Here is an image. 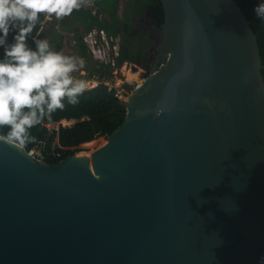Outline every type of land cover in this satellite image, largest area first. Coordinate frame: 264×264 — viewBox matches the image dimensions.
Returning a JSON list of instances; mask_svg holds the SVG:
<instances>
[{"label": "water", "instance_id": "obj_1", "mask_svg": "<svg viewBox=\"0 0 264 264\" xmlns=\"http://www.w3.org/2000/svg\"><path fill=\"white\" fill-rule=\"evenodd\" d=\"M158 1L155 62L103 146L46 165L0 136V264H264L256 36L234 0Z\"/></svg>", "mask_w": 264, "mask_h": 264}, {"label": "trees", "instance_id": "obj_2", "mask_svg": "<svg viewBox=\"0 0 264 264\" xmlns=\"http://www.w3.org/2000/svg\"><path fill=\"white\" fill-rule=\"evenodd\" d=\"M48 1V0H47ZM45 0H0V136L21 145L26 152L43 144L46 156L54 146L55 138L62 148L60 159L46 157V165H54L76 154L79 146L95 145L96 139L105 138L115 131L125 117L124 102L113 89L103 83L97 87L78 91L70 78L56 69L48 53L41 47L45 38V12L41 5ZM122 16L118 17L119 0H96L99 13H105L109 21H101L99 13L89 10L68 9L86 34L92 29L103 30L108 37L118 38L117 67L135 60H146L148 44L140 34L134 37L130 27L137 17L150 10V17L159 30L163 21L158 0H125ZM240 7L257 39L259 55L264 67V1L234 0ZM77 35L75 43L79 57L87 67L91 57ZM140 41L141 47H137ZM142 41V42H141ZM56 51L62 48V38L55 40ZM61 65L60 59L58 60ZM98 79H109L111 66L98 64ZM130 69H126L125 76ZM264 82V69L261 70ZM73 121L70 126L67 124ZM59 124L58 132H49L43 124Z\"/></svg>", "mask_w": 264, "mask_h": 264}, {"label": "rangeland", "instance_id": "obj_3", "mask_svg": "<svg viewBox=\"0 0 264 264\" xmlns=\"http://www.w3.org/2000/svg\"><path fill=\"white\" fill-rule=\"evenodd\" d=\"M47 1V0H45ZM96 0H48L41 5V9L46 13H49V20H44V35L45 38L41 43V47L48 57L60 67V69L67 71L69 69V78L74 89L78 91L91 89L90 87H97L99 83H103L109 89H113L119 100L125 102L127 97L132 93L136 84L141 82L145 78V73H150L149 64L147 68L144 66L135 63L127 62L123 63L119 67H112L109 79H98V64L91 56V63L87 67H81L84 62L79 57L77 51V45L75 39L77 35H85L84 25L80 24V21L66 14L68 9H78V10H89L92 13H99V9L95 5ZM126 1L119 0L118 2V17L122 16ZM99 19L101 21H109L108 15L105 13H99ZM62 38V48L60 51H56L55 40L58 36ZM61 65L59 64V60ZM130 69L133 73H139L134 81H127L128 78L125 76L126 69ZM74 122L70 121L67 126L72 125ZM61 126L64 124L60 123ZM96 143L94 146L89 145L87 147L79 146L76 152L78 156H85L86 154L91 155L95 150L100 148L106 142L105 138H98L95 140ZM91 153V154H90Z\"/></svg>", "mask_w": 264, "mask_h": 264}, {"label": "built area", "instance_id": "obj_4", "mask_svg": "<svg viewBox=\"0 0 264 264\" xmlns=\"http://www.w3.org/2000/svg\"><path fill=\"white\" fill-rule=\"evenodd\" d=\"M46 13H47V16H46L45 20L50 21L49 20V13L48 12H46ZM82 42L86 48L87 53L97 63L110 65L113 68L116 67L113 59L115 57H117V55H118V44H119L118 38L108 37L104 33V31L92 29L89 32H87L85 35H83ZM50 60L52 61V59H50ZM56 69L59 73L66 74L67 76H69L68 72H70V71H68L69 70L68 68H67V71H64V70L60 69V67L56 66ZM147 75H145V77ZM143 80L141 82L137 83L136 87H134V89L137 88L139 85H141ZM59 124L60 123H46V124H43V126L49 132L54 131L57 133L58 128H59ZM53 145L54 146L51 148V151L48 154H46V156H45L41 151V149L43 148V144H39V146H37L35 149L32 150V157L34 159H36L38 162L44 163L46 157L50 158L51 160H56V159H60L63 156L62 153L57 152L56 149H59L61 151L68 150L66 148H62L58 144L56 138H55V142Z\"/></svg>", "mask_w": 264, "mask_h": 264}, {"label": "flooded vegetation", "instance_id": "obj_5", "mask_svg": "<svg viewBox=\"0 0 264 264\" xmlns=\"http://www.w3.org/2000/svg\"><path fill=\"white\" fill-rule=\"evenodd\" d=\"M250 1H255L258 5H260L264 0H250ZM130 34H132L134 37H138L137 36L138 34L144 37L143 41H146V43L148 44V48L146 50V60L144 61L145 63L149 64V69H150V67L155 62L156 55H157V49L160 43L161 36H160V31L156 27L155 22L150 17L149 9L146 10L143 16L137 17L135 19L133 25L130 27ZM135 43H137L138 48L141 47L140 41L138 42L136 41ZM144 61L137 59L134 62L147 68V64H145ZM147 74L145 73V75ZM137 76H139V73L135 74L131 70L130 72H127L126 74V78H128L127 81H130V82L137 79L136 78Z\"/></svg>", "mask_w": 264, "mask_h": 264}, {"label": "bare ground", "instance_id": "obj_6", "mask_svg": "<svg viewBox=\"0 0 264 264\" xmlns=\"http://www.w3.org/2000/svg\"><path fill=\"white\" fill-rule=\"evenodd\" d=\"M46 16H47V13H45V18H46ZM103 31V30H102ZM105 33V32H104ZM106 34V33H105ZM105 144V143H104ZM91 154V153H90ZM86 155H89V154H86Z\"/></svg>", "mask_w": 264, "mask_h": 264}]
</instances>
